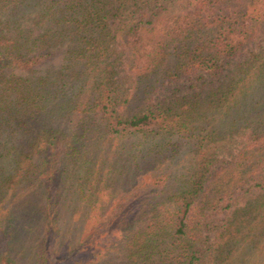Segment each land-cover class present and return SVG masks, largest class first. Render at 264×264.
<instances>
[{
    "label": "trees",
    "instance_id": "1",
    "mask_svg": "<svg viewBox=\"0 0 264 264\" xmlns=\"http://www.w3.org/2000/svg\"><path fill=\"white\" fill-rule=\"evenodd\" d=\"M161 1L0 0V264H264V0Z\"/></svg>",
    "mask_w": 264,
    "mask_h": 264
},
{
    "label": "rangeland",
    "instance_id": "2",
    "mask_svg": "<svg viewBox=\"0 0 264 264\" xmlns=\"http://www.w3.org/2000/svg\"><path fill=\"white\" fill-rule=\"evenodd\" d=\"M181 3L182 2H178L177 0H163L157 5L156 10L164 11V10H168V9H175V8L180 7ZM260 43H261V40H258L257 43H255V44L247 45L244 48V52L248 53V51L251 48H255L256 44H260ZM236 59H239V58L237 57ZM223 63L227 67L232 65L231 60H224ZM121 76H122L121 80H126L124 75H121ZM125 84H129V83L125 82ZM199 88L204 89L205 88V83L202 84L200 81H196V80H194L192 78L191 79H181L178 82H172L169 85V87H167L165 89H162L156 95L155 99L160 100L162 98H165L171 91H174L176 93H179V92L184 93V92H189L191 90H199ZM227 157H228L227 151H224L223 153L220 154L219 159L220 160H224ZM231 209H232V207L222 211L221 214H219L216 217H214V218L210 219L209 221H207V225L203 229V237H204L203 241L198 244L199 248H201L203 246V244H205V242H208L209 240H211L212 231H213V229H211V228L214 225L218 224L219 222H222L226 218V216L229 214Z\"/></svg>",
    "mask_w": 264,
    "mask_h": 264
}]
</instances>
